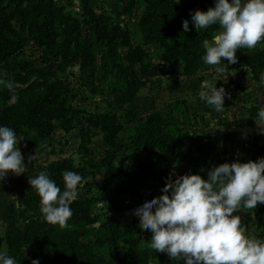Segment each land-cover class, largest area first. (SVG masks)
<instances>
[{
    "label": "trees",
    "instance_id": "16d2710c",
    "mask_svg": "<svg viewBox=\"0 0 264 264\" xmlns=\"http://www.w3.org/2000/svg\"><path fill=\"white\" fill-rule=\"evenodd\" d=\"M90 1H77L81 13V19H77L54 0H0V78L20 85L15 89V103H10L13 94L10 89L5 86L0 89V126L12 128L17 137L27 139L32 135L38 139V145L51 148L54 141L53 122L73 118L83 111L70 106L68 85L61 76L71 64H77L80 72L91 70L96 63L95 44L101 45L99 60L121 82L115 94L117 104L131 103L146 78L167 71V68L153 66L149 62L148 53L142 47L144 45L158 44L163 49L165 60L179 66L185 75L212 69L203 63L205 51L201 45L204 39L211 40L213 27L202 30L201 34L195 29L191 22V2L144 0L136 16L141 42L134 44L126 25L108 22L103 12L93 10ZM124 1L121 14L129 16L139 3L136 0ZM203 1L208 6L215 4V0ZM185 20L189 21L187 32L182 26ZM28 43L40 49L39 64L17 57ZM119 49H124L122 56ZM236 55V64L229 65L226 60L223 61L226 68L252 65L251 79L264 77V48L237 51ZM51 58L56 65L50 61ZM167 87L169 91H178L181 85L175 82ZM176 103L184 104L183 100ZM109 108L88 115V124L102 133L104 145L103 156L96 168L104 170L103 184L107 191L108 207L117 213H130L131 222L121 223L107 216L98 222L97 235L90 239L86 235L96 222V218L90 215V200L77 198L71 205L73 215L68 227L61 229L44 221L39 211V197L31 189V195L24 205L29 209V205L34 204L36 220L29 221L23 228L18 225L13 202L4 203L3 206L0 204V210L4 208L0 219L6 224L4 249L17 264H32L34 260L39 264H150L153 256L156 260L154 264H184L183 261H172L166 254L150 248L151 233L139 228V219L132 215L133 211L146 201L162 195L161 189L168 182L182 176L184 162L191 164L190 174L201 175L205 180L213 166L247 163L242 156L236 160L226 154L225 145L233 139L234 132L223 134L217 149L214 144L200 142L202 135L188 136L175 126L170 115H162L153 108L143 121L137 123L130 141L132 147L156 149L149 167L157 171L154 180L158 187L152 197L144 199L140 184L145 178L129 167L117 166L113 162L119 145L117 135L120 123L111 106ZM202 110L215 112L205 102ZM186 139L198 140L199 143L191 150L184 145ZM249 161L254 162L252 159ZM41 169L61 190L64 188V171L76 172L83 178L85 176L83 166L73 165L65 157L49 160ZM170 173L175 175L166 181ZM255 211L258 213L255 223L257 238L264 240V205H258ZM235 215L240 216V212ZM23 245L31 250L30 258L24 253ZM104 245L111 248L110 258H104L95 251L96 247Z\"/></svg>",
    "mask_w": 264,
    "mask_h": 264
},
{
    "label": "rangeland",
    "instance_id": "374dc122",
    "mask_svg": "<svg viewBox=\"0 0 264 264\" xmlns=\"http://www.w3.org/2000/svg\"><path fill=\"white\" fill-rule=\"evenodd\" d=\"M54 1L62 6L65 12L81 19L78 0ZM143 1L136 0L139 4L132 9L129 16L121 14L124 0H91L90 3L95 12H103L106 15L108 22L126 25L132 42L137 44L141 41L136 28V16ZM177 1L191 2L193 12L196 10L207 11L208 8L215 7V4L208 6L203 0ZM212 27L213 36L215 32L219 31V28L216 25ZM199 33L201 34L202 30ZM142 47L147 51L149 62L153 66L165 67L167 71L146 78L144 85L138 89L129 104L115 103L116 89L120 88L121 82H118L112 72L99 60L101 45L95 44L93 47L96 63L91 70L80 72L77 64H71L66 68L61 77L68 85L69 104L72 108L83 111L73 118H62L53 122L52 137L54 141L51 148L38 145V139L32 135L19 141L18 147L25 157L27 170L20 176L10 174L0 183V204L3 206L4 203L13 202L20 228H23L29 221L36 220L33 213L34 204L31 203L29 209H26L24 205L25 200L29 199L31 195L28 179L38 175L49 160L64 157L68 158L73 165L85 168V183L79 189L77 198H86L91 201L90 215L96 218V222L91 225L86 235L88 238L94 239L97 235L95 231L98 222L107 216H111L121 223L131 222L130 213L114 212L107 205V191L103 184L104 170L96 168L97 162L102 158L104 152L102 133L88 124L89 114L106 111L110 109V106L120 123L117 135L119 145L113 162L117 166H127L145 178L140 184L144 199L152 197L158 187L154 180L157 171L149 167V162L154 158L156 149L132 147L130 141L137 123L143 121L153 108L162 115H170L174 119L175 126L186 132L188 136L202 135L200 142L214 144L217 149L221 144V136L227 132H234L233 139L225 145L229 158L238 160L242 156L246 162L251 159L255 162L264 158V135L258 134L260 130L255 125L258 111L264 107V79H251L252 65L235 69L225 67L226 75L217 74L213 69L185 75L179 66L165 60L163 49L158 44H148ZM260 48H264V43L258 44L255 49ZM201 49L205 51L203 43ZM118 52L122 56L124 49H119ZM39 55L40 49L32 43H28L17 57L33 60L35 64H39ZM50 61L56 65L53 58ZM0 80L4 79L0 78ZM204 80H208L210 84H216L217 89L221 87L225 89L227 95L224 111L209 113L202 110L203 101L200 100L198 93L201 91L200 86ZM175 82L181 85L180 90L169 91L167 86H172ZM2 87L3 84H0V89ZM178 100H183L184 104H177ZM81 129L84 131L80 132ZM198 143V140L186 139L184 145L193 150ZM29 156L36 158L28 160ZM181 172L183 175L190 174L191 164L184 162ZM173 176L172 173L168 174L165 178L166 181ZM2 209L4 208H1L0 213H2ZM240 216L243 226L247 230L246 235L258 239L255 230L258 213L255 209H244L240 211ZM5 226V222L0 219V250H4ZM22 248L26 256L30 258L31 250L25 245ZM95 251L104 258L111 257V248L106 245L96 247ZM155 261L153 256L150 264H154Z\"/></svg>",
    "mask_w": 264,
    "mask_h": 264
},
{
    "label": "clouds",
    "instance_id": "9594fccd",
    "mask_svg": "<svg viewBox=\"0 0 264 264\" xmlns=\"http://www.w3.org/2000/svg\"><path fill=\"white\" fill-rule=\"evenodd\" d=\"M191 22L198 32L218 26L211 41L203 40L202 60L217 74L226 75L224 60L229 65L236 64L238 50L251 51L264 43V0H215V7L191 13ZM182 26L184 32L189 31L188 20ZM0 84L12 91L10 103H15V89L20 85L4 80ZM200 87L201 101L217 112L225 110L227 93L223 87L217 89L208 80L202 81ZM255 125L260 130L258 134L264 135V107L259 109ZM21 140L15 130L0 126V183L10 174L20 176L27 170L18 147ZM35 158L29 156L28 160ZM207 177L177 176L161 189L162 195L133 211L139 228L151 233L150 248L184 264H264V241L246 235L241 217L235 215L264 205V158L213 166ZM62 179L63 190L43 171L28 183L39 197L44 221L65 229L73 215L71 205L85 181L80 174L68 170ZM0 264L17 262L4 249L0 250ZM32 264L39 262L34 260Z\"/></svg>",
    "mask_w": 264,
    "mask_h": 264
},
{
    "label": "crops",
    "instance_id": "0c3cea01",
    "mask_svg": "<svg viewBox=\"0 0 264 264\" xmlns=\"http://www.w3.org/2000/svg\"><path fill=\"white\" fill-rule=\"evenodd\" d=\"M4 86V85H3ZM264 95V94H263Z\"/></svg>",
    "mask_w": 264,
    "mask_h": 264
}]
</instances>
